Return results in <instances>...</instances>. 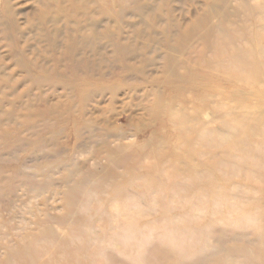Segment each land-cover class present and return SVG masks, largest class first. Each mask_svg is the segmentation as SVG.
<instances>
[{"label": "rangeland", "instance_id": "rangeland-1", "mask_svg": "<svg viewBox=\"0 0 264 264\" xmlns=\"http://www.w3.org/2000/svg\"><path fill=\"white\" fill-rule=\"evenodd\" d=\"M48 3L0 18V264H264V0Z\"/></svg>", "mask_w": 264, "mask_h": 264}, {"label": "bare ground", "instance_id": "bare-ground-1", "mask_svg": "<svg viewBox=\"0 0 264 264\" xmlns=\"http://www.w3.org/2000/svg\"><path fill=\"white\" fill-rule=\"evenodd\" d=\"M67 1H73V0H67ZM36 2L38 4H40V5H43L44 7L48 8V11L50 12V6L51 5L48 3L49 0H36ZM60 3H62V1H60ZM13 6H14L13 5V0H0V18H10V17L13 18V16H14ZM60 9H61L60 12L64 13V9L62 8V6H60ZM49 12L44 13V17L42 16L41 18H47ZM198 29L199 28L196 29L195 34L198 33L197 32ZM93 33H94L95 36H97L96 32H93ZM117 50L120 51L121 56H123L124 53L126 52V48L125 47L122 48V47L117 46ZM169 52L171 53L170 50H169ZM120 58H121L120 61H121L122 65H123V72L119 74V77H132V76L134 77V75H136V72H137L136 68H134L133 66H130L129 64L126 65L125 60L122 57H120ZM166 73H167V76H174L175 75L173 73V70L170 69V68L167 70ZM118 79L120 80V78H117V81H119ZM86 81H87L88 84H85V85H87V86H92L94 84L99 85V83L97 81H95L94 79L91 80V81H89V80H86ZM117 81H115V82H117ZM110 83H112V82H110ZM125 85H126L125 87L123 86L124 89H126L128 87L127 90H129V92L134 91V89H135L134 87H132L131 85H128V84H125ZM102 86L105 87L104 89H108L107 87H111V84H107V85L103 84ZM120 89H122V87ZM80 94L83 95L82 92ZM117 95H118L117 92L112 93V99L116 100L117 99ZM169 100H170L169 102H171V104H172L174 99L172 98V99H169ZM203 103H205V101ZM151 108L152 109H149V107H148V109H149L148 110V112H149L148 115H150V116L160 117L161 114L164 113L165 115L169 116V118L172 119V120H174V118L183 119V117H184V116H182L183 114L181 113L182 110H178V111L175 112L168 105H165L163 107V105H161L159 99L155 100V102L153 103ZM165 108L169 109L167 113H165V110H164Z\"/></svg>", "mask_w": 264, "mask_h": 264}]
</instances>
